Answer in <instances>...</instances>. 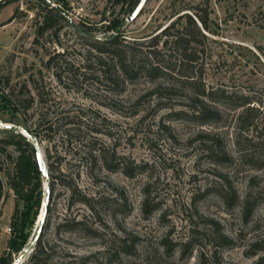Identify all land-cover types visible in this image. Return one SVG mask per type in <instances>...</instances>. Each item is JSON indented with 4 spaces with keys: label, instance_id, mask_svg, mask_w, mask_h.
Masks as SVG:
<instances>
[{
    "label": "rangeland",
    "instance_id": "rangeland-1",
    "mask_svg": "<svg viewBox=\"0 0 264 264\" xmlns=\"http://www.w3.org/2000/svg\"><path fill=\"white\" fill-rule=\"evenodd\" d=\"M33 2L11 0L0 6V75H8L18 90L32 73L42 102H35L26 121L20 115L1 112L0 137L10 135L4 124L15 126L16 132L29 137L27 130H33L40 118L49 119L52 129L58 128L54 140L41 143L34 140V147L41 150L48 173L66 181L75 194L72 198L71 191L58 180L49 198L44 188L47 180L42 179L44 195L38 208L26 211L25 242L14 254L13 264L28 263L38 219L45 207L48 227L44 238L52 245L56 257L50 264H93L101 259V252L107 247L111 255L115 254L121 241L136 243L133 254L118 255L111 264H198L199 250L190 258L181 259L177 251L165 256L161 243L165 240L171 245L193 235L206 252L215 229L212 222L218 224V232L234 243L218 252L220 264H257L264 255L254 246L262 241L264 247L263 206L256 209L250 223L244 224L239 206L229 211L214 193L205 197L198 194L206 187L227 182L240 199L251 194L264 201V168L257 170L248 163H239L231 120L223 128L166 122L162 113L148 114L156 102L150 97L144 98L140 112L132 115V103L144 94L148 85L142 82L129 85L121 96L114 97L94 78L82 79L77 73L66 72L59 58L48 66V57L64 48L67 61L77 68L89 48L67 25L58 38L47 32L35 46L36 17L35 10L30 8ZM45 2L63 10L83 31L87 26L101 28L113 19L124 23L134 9L126 4L114 6L112 0ZM195 11L207 14L210 32L203 46L205 82L227 88L264 87V0H148L139 17L123 24L121 32L128 38L139 39L168 25L178 14ZM93 35L102 38L108 34ZM28 86L33 94L37 93L31 84ZM208 131L221 134L224 150L233 156L231 164L210 162L207 150L212 148L211 142L198 136ZM90 142L97 150L102 149L107 159L145 164V170L131 178L122 172H109L101 166L97 150L93 153L96 162L92 164L87 159ZM0 167L1 254L14 236L9 229L15 198L8 185L12 165L1 157ZM81 197L89 204L77 202ZM145 201L156 206L148 218L143 212ZM22 210L23 203L19 202L18 211ZM69 218L83 221L94 229V234L76 230L57 235L56 225ZM87 256L90 258L81 261ZM62 258L66 262H61Z\"/></svg>",
    "mask_w": 264,
    "mask_h": 264
},
{
    "label": "trees",
    "instance_id": "trees-1",
    "mask_svg": "<svg viewBox=\"0 0 264 264\" xmlns=\"http://www.w3.org/2000/svg\"><path fill=\"white\" fill-rule=\"evenodd\" d=\"M10 1L2 0L0 6ZM112 1L114 6L126 4L131 9L133 6L135 8L140 0ZM33 3H35L34 6L30 8L35 10L36 17L33 39L35 46L40 44V40L47 32H51V36L58 38L63 26L67 25L80 35L84 44L89 48L87 55L77 68L67 61L68 53L64 48L62 52L48 57L46 62L48 66L59 58L66 72L71 75L77 73L82 79L94 78L114 97L121 96L129 85H137L140 82L148 85L144 94L132 103V115L138 114L142 100L150 97L155 98L156 102L148 114L162 113L161 118L166 122L183 121L199 127L221 126L223 128L225 122L230 119L234 130L233 146L239 163H248L257 170L264 168V87L249 85L241 88H227L222 84L215 86L205 82L203 46L207 40V33H210L206 13L202 15L195 11L178 14L168 25L158 28L152 35L135 39L128 38L121 32L124 23L119 19H113L112 23L101 28L87 26L84 31L87 35H84L81 33L83 29L76 27L63 10L56 6L51 7L45 0H34ZM98 32L108 35L102 38L93 35ZM35 80L33 74L30 73L28 81L16 90V85L11 83L8 75H0V115L1 112L7 111L22 116L23 121H26L27 113L35 102H42L40 93L36 91ZM28 84H31L36 94L32 93ZM105 107L113 108L112 105H105ZM52 128L50 120L43 117L39 119L33 130H27L28 138L16 132V129H5L10 135L0 137V158L3 157L12 165V173H8V185L15 198V211L11 220L12 229L10 228L14 236L8 241L6 250L0 254V264H13L14 254L18 253L24 245L26 211L32 207L38 208L44 195L42 179L48 182L49 193L47 195L49 198L52 197L54 185L58 180L63 187L71 191L72 198L75 194L74 188L66 181H60L58 175L48 173V177L44 178L39 169L34 140L39 143L54 140L58 128ZM64 135L67 136V131ZM198 136L207 137L211 142L210 147L212 148L207 150L210 162L216 165L233 162V156L224 150L219 132H201ZM87 144V159L94 164L96 160L93 153L97 149L94 143ZM260 149L263 153L259 154L257 151ZM97 151L99 156L101 154V166L109 172H122L131 178L145 170V164L107 159L102 149ZM210 193H214L222 200L226 210L230 211L239 206L244 224L251 222L259 206H263L264 210V201L251 194L240 199L227 182L218 184L216 187H206L202 192H198L202 197ZM19 202H22L24 206L21 212L18 211ZM77 202L89 204L85 197H81ZM151 204L147 201L144 203L145 218H148L150 213L156 209V206L153 207ZM149 207L152 209L150 210ZM217 225L212 222L211 226L215 229L213 228L212 239L208 241L206 252L199 247L198 241L191 235L171 245H168L170 244L168 241H162L163 254L170 256L177 251L181 259H188L195 250H199L198 264H220L217 261L218 252L232 247L234 243L223 233L218 232ZM47 227L48 220L45 219L39 237L34 236L32 252L27 264H50L56 258L52 245L44 238ZM76 230H84L92 235L95 232L83 221L75 218L65 219L56 225L57 235L62 231L74 232ZM261 242H257L254 246L257 251L264 252ZM135 246L134 242L128 244L126 241H121L115 254L111 255L107 247L101 252V259L93 264H111L118 255L130 256ZM88 258L90 257L82 258L81 261ZM61 262H66V260L62 258ZM257 264H264V255L258 259Z\"/></svg>",
    "mask_w": 264,
    "mask_h": 264
},
{
    "label": "water",
    "instance_id": "water-1",
    "mask_svg": "<svg viewBox=\"0 0 264 264\" xmlns=\"http://www.w3.org/2000/svg\"><path fill=\"white\" fill-rule=\"evenodd\" d=\"M2 0H0L1 2ZM148 0H140L138 2V4L136 5V7L132 10V12L126 17L125 19V22H124V25L125 24H129L133 21H135L139 15H140V12L143 8V6L147 3ZM81 33H83L84 35H87L83 30H81ZM4 127H6L7 129H16L15 126L13 125H10V124H4ZM21 135H23L24 137L28 138V136L24 135L23 133H20ZM36 159H37V163H38V166H39V169L43 175L44 178H47L48 177V169H47V165L45 163V159H44V156L41 152V150L37 149L36 148ZM46 189V194L49 193V189H48V182H46L45 184V187ZM45 216H46V207L44 208L42 214L39 216V227H38V231L35 235V238H38L40 233H41V230H42V225L45 221ZM23 252V251H22ZM22 254V253H21Z\"/></svg>",
    "mask_w": 264,
    "mask_h": 264
},
{
    "label": "built area",
    "instance_id": "built-area-1",
    "mask_svg": "<svg viewBox=\"0 0 264 264\" xmlns=\"http://www.w3.org/2000/svg\"><path fill=\"white\" fill-rule=\"evenodd\" d=\"M10 230V229H9ZM11 231V230H10Z\"/></svg>",
    "mask_w": 264,
    "mask_h": 264
},
{
    "label": "bare ground",
    "instance_id": "bare-ground-1",
    "mask_svg": "<svg viewBox=\"0 0 264 264\" xmlns=\"http://www.w3.org/2000/svg\"><path fill=\"white\" fill-rule=\"evenodd\" d=\"M14 263V262H13Z\"/></svg>",
    "mask_w": 264,
    "mask_h": 264
}]
</instances>
